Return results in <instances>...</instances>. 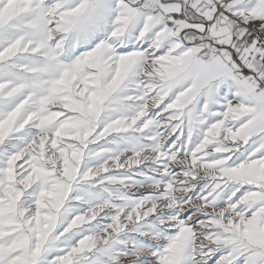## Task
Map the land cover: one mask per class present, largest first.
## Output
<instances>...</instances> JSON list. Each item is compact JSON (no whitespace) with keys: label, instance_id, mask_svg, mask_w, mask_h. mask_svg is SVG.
<instances>
[{"label":"snow or ice","instance_id":"snow-or-ice-1","mask_svg":"<svg viewBox=\"0 0 264 264\" xmlns=\"http://www.w3.org/2000/svg\"><path fill=\"white\" fill-rule=\"evenodd\" d=\"M0 264H264V0H0Z\"/></svg>","mask_w":264,"mask_h":264}]
</instances>
